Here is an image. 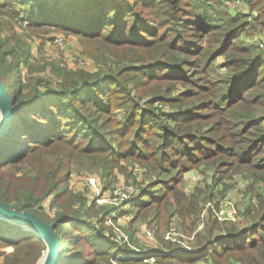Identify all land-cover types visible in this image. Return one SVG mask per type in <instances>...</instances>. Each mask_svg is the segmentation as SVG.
<instances>
[{
    "label": "trees",
    "instance_id": "1",
    "mask_svg": "<svg viewBox=\"0 0 264 264\" xmlns=\"http://www.w3.org/2000/svg\"><path fill=\"white\" fill-rule=\"evenodd\" d=\"M247 1L264 15V0ZM222 2L0 0V16L7 17L0 21V64L5 61L7 65L5 70L0 68V76L16 107L11 129L0 138V200L49 223L57 222L64 246L59 264H96L101 257L130 253L127 246L108 242L96 225L73 213V204L85 201L66 183L69 164L78 157H88L103 168L118 164L119 158L135 157L153 170L161 169L160 176L167 174L131 196L125 203L131 207L123 208L120 215L162 200L179 182L172 172L188 170L201 160L211 162L216 171L223 166L229 170L238 163L264 182V112L256 111L264 109V93L259 91L264 87V57L239 47L235 40L242 26L239 16L220 12L219 22L212 18L210 10ZM19 21L36 34H75L84 52L95 57L110 51L119 59L131 61L111 72L59 67V86L41 88L37 84L46 80L36 76L31 80L37 86L25 91L21 82L27 81V75L22 68L26 67L28 74L36 68L30 63L31 44L15 28ZM222 54L233 71L228 87L222 85L224 79L214 80L207 73ZM173 81L187 90L171 94L177 86L171 85ZM142 98H146L145 103ZM159 101L175 109L155 112L154 104ZM122 110L120 120L118 112ZM225 122L237 128L236 134L245 136V144L234 139L226 145L217 144L221 142L217 135L209 134L225 129ZM208 125H212L210 129ZM198 140L201 144H195ZM197 155L200 157L193 159ZM226 155L237 162L223 160ZM186 157L191 160L181 168ZM23 163L30 165L31 173L21 172ZM23 193L29 196L25 202L21 201ZM49 198L51 204L67 209L58 212L54 220L43 210ZM253 211L250 225L231 226L201 237L195 253L175 252L174 247L161 249L163 254L157 255V260L190 264L200 256L216 254L242 260L247 257L249 264H264L263 197L247 213ZM105 212L103 218L111 209ZM218 223L214 221V225ZM64 224L73 228L72 235L63 229ZM0 244L13 247L3 264H36L46 250L33 230L3 218ZM140 252L125 255V262L136 264L150 256Z\"/></svg>",
    "mask_w": 264,
    "mask_h": 264
},
{
    "label": "rangeland",
    "instance_id": "2",
    "mask_svg": "<svg viewBox=\"0 0 264 264\" xmlns=\"http://www.w3.org/2000/svg\"><path fill=\"white\" fill-rule=\"evenodd\" d=\"M210 12L216 22H219L220 12H230L232 15L239 16L242 26L239 27V33L235 39L239 43V47H245L250 52L252 49L258 53L259 57H264V15L252 8L247 0H223L217 9H211ZM5 19H7L6 15L0 16V21ZM15 28L31 44L33 54L30 63L36 68L35 70L32 69V74L26 73V67L23 66L22 68V71L27 75V81L21 82L25 91H30L37 85H40L41 88L48 85L59 86V67L88 69L93 72H111L117 71L123 64L131 61L128 58L119 59L110 51L101 57L88 54L84 52V46L75 34L67 35L53 31H43L36 34L21 21L15 22ZM3 32L4 35L6 30ZM11 58L12 55H9L8 59ZM226 62V56L224 54L219 55L207 70V73L214 80L224 79L225 83L222 84L224 87H228L233 80L232 68L227 66ZM5 63V61H1V71L6 69ZM135 64H139V62L135 61ZM36 76L46 81L35 85L33 84L35 80H31V78ZM170 83L171 85L177 84L176 88L170 92L171 94L178 95L179 91L187 90L186 86L180 82L173 81ZM259 91L264 93V87ZM146 98H142L141 101L145 103ZM174 107L159 101L155 102L153 110L155 112H170L175 109ZM256 111L264 112V109H257ZM118 113V118L121 120L124 117V110ZM228 124L225 122L227 125L225 129L211 132L209 135H217L221 141L217 144L226 145L230 139L239 140L240 145L245 144V136L240 133L236 134L235 129L237 128ZM211 126L208 125L207 129H210ZM262 127L264 129V120ZM195 144H201V142L198 140ZM209 145H212L211 148L216 147L214 144ZM236 153L238 152L235 150ZM198 157L200 156L197 155L193 159ZM225 159L236 161L230 155H226L223 160ZM190 160L191 157H186L181 162V168H184V165H187ZM237 164H233L234 166L229 170L223 166L216 171L211 162L206 163L201 160L192 164L188 170H175L171 175L178 177L179 182L162 200L141 211L129 209L128 213L123 215L119 213L123 211V208L131 207L125 206L131 196L140 194V191L150 182L167 174L160 176L161 169L153 170L148 165L137 161L135 157L119 158L118 164L109 163L107 168L96 165L88 157H78L69 164V179L66 183H68L70 191L85 199V201L79 200L73 204V213H77L82 219H87L96 225L109 239L108 242L113 241L119 246H127L130 251L127 254L139 255L138 252L140 251L149 253V257L144 258L143 262L137 261L136 264H163L157 260V255L163 254L161 249L174 247L175 252L195 253L200 248L199 243L203 240L199 241L201 237L223 232L231 226L244 227L253 222L255 213L253 211L248 214L247 210L249 207L253 208V205H259L260 197L264 198V182L257 179L251 170L246 167H239ZM65 170L66 168L62 172ZM24 171L31 173L30 165L24 164L21 172ZM260 174L263 172L261 171ZM89 176L98 179V190L91 189L86 184V177ZM26 194H22L21 201L27 200L29 196ZM44 207L43 210L50 217V220L56 219L58 212L67 210L57 203L51 204L50 198L45 202ZM108 209H111L110 214L103 218L104 212ZM216 220L219 223L214 225ZM63 229L72 235L73 228L71 226L64 224ZM12 251L11 245L0 244V264H3L5 255ZM249 253L258 252L251 251ZM127 254L113 255L109 258L101 257L96 264H131L125 262V255ZM255 257L258 258L259 255L256 254ZM163 261L165 264L170 262L165 258ZM173 262L171 263L179 264L178 261ZM190 264L249 263L247 257L242 260L233 255L218 257L216 254H209L200 256Z\"/></svg>",
    "mask_w": 264,
    "mask_h": 264
},
{
    "label": "water",
    "instance_id": "3",
    "mask_svg": "<svg viewBox=\"0 0 264 264\" xmlns=\"http://www.w3.org/2000/svg\"><path fill=\"white\" fill-rule=\"evenodd\" d=\"M15 101L0 76V138L11 129L15 116ZM0 218L33 230L45 243L46 250L37 264H59L64 252L61 237L57 233V222H47L33 212L0 200ZM175 251V250H174Z\"/></svg>",
    "mask_w": 264,
    "mask_h": 264
},
{
    "label": "built area",
    "instance_id": "4",
    "mask_svg": "<svg viewBox=\"0 0 264 264\" xmlns=\"http://www.w3.org/2000/svg\"><path fill=\"white\" fill-rule=\"evenodd\" d=\"M86 184L91 188V189H94V190H98V186H99V181L96 177L94 176H89V177H86ZM141 254L144 253L143 252H140ZM154 259V258H152Z\"/></svg>",
    "mask_w": 264,
    "mask_h": 264
}]
</instances>
